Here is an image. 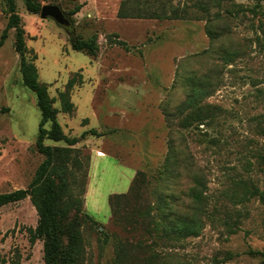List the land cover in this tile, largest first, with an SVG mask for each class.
Here are the masks:
<instances>
[{
    "label": "rangeland",
    "instance_id": "374dc122",
    "mask_svg": "<svg viewBox=\"0 0 264 264\" xmlns=\"http://www.w3.org/2000/svg\"><path fill=\"white\" fill-rule=\"evenodd\" d=\"M37 1L59 5L73 23L66 30L15 0L26 57L64 134L80 139L71 147L44 144L72 150L64 178L74 198L82 194L83 264H112L115 236L132 247L152 245L155 264H264V203L252 195L264 190V0H136L142 13L162 18L134 19L119 16L126 0ZM9 16L0 0V39ZM14 35L0 48V194L27 189L45 159L36 145L41 113L23 84ZM92 38L96 55L73 49ZM92 129L101 136L82 137ZM140 171L148 185L116 224L110 196L128 193ZM194 174L208 197L198 236L167 239L162 226L152 236L133 227L134 207L147 204L157 223L191 212ZM38 218L30 197L0 209V264H44L43 241L32 240ZM148 254L134 256L139 262Z\"/></svg>",
    "mask_w": 264,
    "mask_h": 264
},
{
    "label": "trees",
    "instance_id": "16d2710c",
    "mask_svg": "<svg viewBox=\"0 0 264 264\" xmlns=\"http://www.w3.org/2000/svg\"><path fill=\"white\" fill-rule=\"evenodd\" d=\"M136 0H126L122 3L119 11L121 18H162L158 12H151L149 15L142 13L138 5L140 4ZM9 13V21L6 29L4 30L0 39V48L3 47L5 41L8 38L10 30L15 31V49L20 55V65L23 84L30 90H32L37 97V106L41 113V121L39 125L37 148L39 152L44 155L45 159L37 170L33 181L30 183L27 189H20L11 193L0 194V209L6 205L23 201L30 197L33 206L38 214V223L36 228L32 231V240H41L44 244V264H83V249L80 245V239L78 237V231L80 228V216L82 215V201L79 194V199L74 198V186H70V183L66 182L64 176L68 171L69 159L68 154L71 153V149L53 148L44 144L45 140H51L53 142H63L67 146H75L79 142V138L69 137L64 134L62 127L58 121V110L53 107V101L50 99L47 87L41 84L38 80L37 68L33 64V61L27 59L26 55L29 52L25 43V31L22 26V19L17 13L15 0H5ZM27 11L30 14H41V5L37 0H24ZM178 18V15L175 16ZM73 49L78 52H85L89 55H96L98 46L95 38L90 40H76L73 43ZM35 58V57H34ZM194 97H190L188 100V107L193 101ZM63 106L65 112H71L73 104L70 102L66 95H62ZM207 115L202 111H199L196 115V120L200 123H204L207 120ZM264 120V114L262 115ZM50 125L49 129L45 127ZM93 135L100 137L101 134L96 130H90L84 132L82 137L86 135ZM260 170L264 174V155L259 156ZM54 177H58L60 182L57 183L53 180ZM193 187L190 191L192 211H188L182 214H175L172 219H168L169 215H163L164 221L157 223L155 218L150 214V207L146 204V207H134L132 209L133 227L135 225H141L138 230L146 232L147 235L152 236L155 231H158L160 226L161 230L164 229V233L167 239H171V234L175 233L179 238H189L192 236H198L201 227V213L203 207L208 203V197L205 194L207 186L203 180L198 177V174H194ZM148 185V179L146 173L140 171L136 174L128 193L111 195L109 199L110 209L114 222L121 223L126 221L127 218L123 215L131 201L135 198L140 199L142 193ZM253 196L264 203V190L255 188ZM161 203L159 213H163L166 209ZM74 212L73 218L70 214ZM172 212V211H170ZM169 214V213H165ZM174 214V213H173ZM168 219V220H167ZM95 223V221H93ZM136 230V231H138ZM1 235V229H0ZM158 236V234H157ZM63 237H68L71 244L65 247L62 244ZM115 249H114V261L112 264H155L160 255L158 253H152L151 246L145 245L142 242H138L135 247L130 246L126 241L119 239L115 236ZM104 243H108V238L104 240ZM155 243V242H154ZM152 243V244H154ZM149 253L138 262V257L134 256V253ZM134 256V259H131Z\"/></svg>",
    "mask_w": 264,
    "mask_h": 264
},
{
    "label": "water",
    "instance_id": "95a60500",
    "mask_svg": "<svg viewBox=\"0 0 264 264\" xmlns=\"http://www.w3.org/2000/svg\"><path fill=\"white\" fill-rule=\"evenodd\" d=\"M41 18L43 20L52 19L59 26L64 27L66 30L72 28V20L67 13H65L59 5H45L41 9ZM71 33V32H70Z\"/></svg>",
    "mask_w": 264,
    "mask_h": 264
}]
</instances>
